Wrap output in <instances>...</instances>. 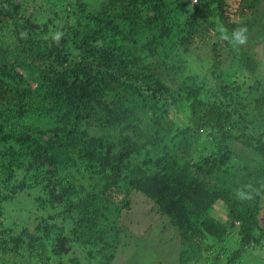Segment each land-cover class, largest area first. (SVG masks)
<instances>
[{"label":"trees","instance_id":"obj_1","mask_svg":"<svg viewBox=\"0 0 264 264\" xmlns=\"http://www.w3.org/2000/svg\"><path fill=\"white\" fill-rule=\"evenodd\" d=\"M261 1L0 0V264H111L137 201L180 264L264 246V195H235L264 184ZM20 194L33 228L7 218Z\"/></svg>","mask_w":264,"mask_h":264},{"label":"rangeland","instance_id":"obj_2","mask_svg":"<svg viewBox=\"0 0 264 264\" xmlns=\"http://www.w3.org/2000/svg\"><path fill=\"white\" fill-rule=\"evenodd\" d=\"M86 1L96 6L101 0ZM263 16L264 0L261 1L255 18L262 20ZM255 50L258 51V58H261L263 56L262 44H258ZM20 198L22 200L17 201ZM30 201L24 194L18 195L12 202L6 205L7 218L17 220V222L11 221L21 226L25 224L33 228L38 222L36 216L46 213L36 210ZM21 204L34 211L31 217L26 216L27 208L22 210L19 207ZM133 208L136 210L135 220H140V223L135 222V224H132L126 218H134L133 216H123L120 222L121 225L124 226V229L130 226V229L122 231L121 241H118L117 256L111 264H180V235L178 230L169 224L168 218L152 212L151 206L146 203L140 204L137 201L133 205ZM217 214L219 213L217 212ZM17 216L18 218L15 219ZM228 244L232 248L237 247L239 244L238 238H231ZM254 250L253 252L248 250L244 253L243 264H264V246L254 248ZM3 260L4 255L0 252V262ZM191 264L202 263L193 262Z\"/></svg>","mask_w":264,"mask_h":264},{"label":"clouds","instance_id":"obj_3","mask_svg":"<svg viewBox=\"0 0 264 264\" xmlns=\"http://www.w3.org/2000/svg\"><path fill=\"white\" fill-rule=\"evenodd\" d=\"M195 2V0H194ZM220 33V39L226 40L233 46L240 47L245 46L248 43V27L246 25H241L237 28L231 30V35H228V29L224 26H220L218 29ZM26 33H22L25 36ZM63 33L57 31L53 34V40L59 43L62 38ZM236 197L240 200H252L257 196L264 195V184L259 187H254L251 184L244 185L236 190Z\"/></svg>","mask_w":264,"mask_h":264}]
</instances>
